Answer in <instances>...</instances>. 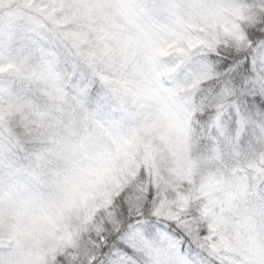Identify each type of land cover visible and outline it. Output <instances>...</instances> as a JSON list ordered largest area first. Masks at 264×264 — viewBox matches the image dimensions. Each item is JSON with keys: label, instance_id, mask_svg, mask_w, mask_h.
I'll return each instance as SVG.
<instances>
[{"label": "snow or ice", "instance_id": "snow-or-ice-1", "mask_svg": "<svg viewBox=\"0 0 264 264\" xmlns=\"http://www.w3.org/2000/svg\"><path fill=\"white\" fill-rule=\"evenodd\" d=\"M0 264H264V0H0Z\"/></svg>", "mask_w": 264, "mask_h": 264}]
</instances>
